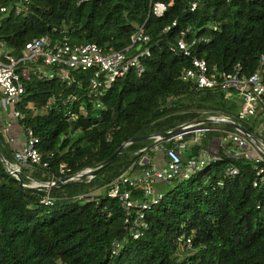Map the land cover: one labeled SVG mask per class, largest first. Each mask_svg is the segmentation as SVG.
Masks as SVG:
<instances>
[{
  "label": "trees",
  "instance_id": "obj_1",
  "mask_svg": "<svg viewBox=\"0 0 264 264\" xmlns=\"http://www.w3.org/2000/svg\"><path fill=\"white\" fill-rule=\"evenodd\" d=\"M15 1L0 0V5ZM157 1L167 5L162 16L152 11ZM194 2L197 8L192 10ZM28 5L21 15L13 11L0 21L2 47L17 57L28 41L47 35L55 41L67 37L73 45L93 42L105 53L126 50L132 55L140 51L132 37L141 26L151 36V54L142 58L144 73L131 69L118 78L101 97L100 108L88 94L90 69L71 70L68 81L35 72L26 80L18 106L25 114L21 124L39 137L47 166L23 168L22 185L0 158V264H264V157L256 167L235 157L236 147L222 151L221 159L191 179L173 181L162 201L147 212L149 228L137 239L125 229L118 198H79L91 196L138 163L144 154L140 150L154 142L151 135L194 120L231 116L264 141V126L258 130L262 112L240 117L235 92L224 97L219 88L200 89L182 77L193 57L205 58L212 71L221 73L237 63L242 76L261 68L264 0H30ZM183 32L190 43L196 40L191 55L172 50ZM75 92L80 99L72 109L79 116L68 120L64 101ZM51 99L56 102L48 106ZM81 104L85 113H80ZM221 134L210 132L205 146ZM133 137L143 138L123 147L94 177L52 190V205L41 202L44 189L26 186L59 176L62 163L73 172L97 167ZM16 149L0 126V151L11 164L16 163ZM198 154L200 149L193 146L184 159ZM230 166L239 173L226 176ZM144 167L137 164L134 171ZM181 238H191V248L181 247ZM115 239L123 244L112 255Z\"/></svg>",
  "mask_w": 264,
  "mask_h": 264
},
{
  "label": "built area",
  "instance_id": "obj_2",
  "mask_svg": "<svg viewBox=\"0 0 264 264\" xmlns=\"http://www.w3.org/2000/svg\"><path fill=\"white\" fill-rule=\"evenodd\" d=\"M29 1L16 0L13 4L0 5V21L13 11L17 15H21L28 9ZM196 8L197 3L194 2L191 9L195 10ZM166 10L167 5L162 1L153 4L152 11L157 16H162ZM176 23L174 21L172 25H176ZM172 25L165 27L163 31H169ZM189 30L190 27L187 31ZM185 35L186 33L183 32V36L172 50L191 55V46L196 40L190 43L186 40ZM150 41L151 36L145 33L144 27H139L132 37V45H139L140 51L130 55L126 50L105 53L98 44L93 42L73 45L67 37L55 41L47 35L35 37L28 41L22 50V55L17 57L10 51L3 49L0 38V105L2 108L0 114L3 115L0 119V126L3 136L5 135L7 140L13 142L11 136L12 122L16 120L21 123L25 118V114L18 106L26 92V80H30L33 72L38 73L40 77L45 76L49 79L58 77L62 81H68L71 70H92L93 75L90 79L88 94L95 97L97 107L100 108L102 107L101 97L118 78L125 76L131 69H135L139 75L144 73L145 66L142 63V58L151 54V49L147 46ZM260 65L261 68L250 76H242L240 63H237L232 71L221 73L216 69L212 71L205 58L193 57L192 66L183 69L182 77L200 89L219 88L224 97L235 92L237 112L240 117L248 119L262 112L264 118V53L260 56ZM79 99V92H75L64 101L68 105L66 112L68 120L78 118L79 115L72 109V106ZM55 102L56 99H51L48 106ZM85 112V106L81 104L80 113ZM9 114L13 119L9 117ZM208 118L214 119L212 124L188 122L182 124L183 127L180 130L172 132L166 137L155 134L152 137L154 139L153 144L140 150L144 154L138 163H133L117 179L98 189L97 193H92L91 196L83 194L79 198L87 197L97 201L100 195L118 198L124 210L125 229H130V234L137 239L143 234L144 229L149 228L146 220L147 212L164 198L165 191L156 186L158 183L165 185L173 181L191 179L208 164L221 159L222 151H229L230 148L228 150L227 148L230 145L237 148L235 157L253 161L258 167L257 163L263 160L264 149L257 145L256 139L251 134L243 133L237 129L235 131L224 129L217 125H225L221 121H234L231 116L213 115ZM263 126L264 122L258 127V130L262 131ZM215 130L222 134L212 138L211 143L217 146V150L213 151L212 147L205 146L203 141L210 132ZM24 131L25 143L21 148L15 150L16 163H10L11 166L18 172H22L23 168L46 167L47 163L43 162L42 154L38 148L39 137L35 135L32 128H24ZM193 146L200 149V154L186 157L185 160L186 152L190 151ZM162 152H164L167 162L165 165L159 166L154 161L153 156L157 157ZM137 164L146 167L141 171H134ZM90 170L91 167H87L73 172L69 166L62 163L59 166V176L55 173L52 174L49 181L45 183L33 181L29 186L46 185L48 190H45L46 195L41 199V202L52 205L56 198L50 194L51 187L59 179L70 176L69 181L79 180L82 173ZM262 172L263 169L258 171L259 174ZM238 173L239 170L236 166H230L226 169L225 175L232 177ZM122 244L123 240L121 239L113 241L112 255L119 253ZM180 245L183 248H191V238H181Z\"/></svg>",
  "mask_w": 264,
  "mask_h": 264
},
{
  "label": "water",
  "instance_id": "obj_3",
  "mask_svg": "<svg viewBox=\"0 0 264 264\" xmlns=\"http://www.w3.org/2000/svg\"><path fill=\"white\" fill-rule=\"evenodd\" d=\"M214 121V119L212 118H205V119H202V120H194L192 121V123H198V122H212ZM223 124L227 125V126H230L232 128H235L237 130H240L242 131L243 133H246V134H251L241 123H239L238 121H221ZM183 127V125H180L172 130H169L167 132H164V133H160L161 136L163 137H166L168 136L170 133L172 132H175V131H178L180 130L181 128ZM155 135V134H154ZM154 135H151L150 138H152ZM251 136L253 138L256 139V142H257V145H259L260 147H262L264 149V141L260 140L259 138L253 136L251 134ZM143 137H133L131 138L128 142H125L111 157H109L106 161H104L103 163H101L99 166L97 167H92L90 171L88 172H85V173H82L81 176H80V179H84V178H88V177H94L95 175L98 174V172L104 168L105 166L109 165L111 162H113L116 157L120 154L121 150L123 147H125L126 145H128L129 143H132L134 141H137L139 139H141ZM0 158L4 161V163H6L8 166H9V169H10V172L17 175V177L20 179L21 181V184H23V180H22V175L23 173L22 172H18L17 170L13 169V167L11 166V164L4 158L3 154L1 153L0 151ZM70 179V176H67V177H63L61 179H59L52 187H51V190H54L56 189L57 187H61L63 186L64 184H69L71 182H78L79 180H73V181H69ZM27 187H30V188H36V189H44V190H48V187L46 185H40L38 187H34V186H29V185H26Z\"/></svg>",
  "mask_w": 264,
  "mask_h": 264
},
{
  "label": "crops",
  "instance_id": "obj_4",
  "mask_svg": "<svg viewBox=\"0 0 264 264\" xmlns=\"http://www.w3.org/2000/svg\"><path fill=\"white\" fill-rule=\"evenodd\" d=\"M10 115V114H9ZM3 116V115H1ZM10 117V116H9ZM13 126L11 128V136L13 138V145L16 148H21L22 145L25 143V133H24V127L21 125L20 122L13 120ZM213 143H210L209 148H211L213 151L217 150V146L216 145H212ZM237 152V151H236ZM154 161L159 165V166H163L166 164L167 162V158L164 154V152L160 153L157 157L154 158Z\"/></svg>",
  "mask_w": 264,
  "mask_h": 264
},
{
  "label": "rangeland",
  "instance_id": "obj_5",
  "mask_svg": "<svg viewBox=\"0 0 264 264\" xmlns=\"http://www.w3.org/2000/svg\"><path fill=\"white\" fill-rule=\"evenodd\" d=\"M9 116H10L11 119H13V118L11 117V115H9ZM230 146H231V145H230ZM230 146H228L227 150L230 148ZM229 151H231V149H229ZM229 151H227V152H229ZM174 185H175V182H172V183H170V184H169V183H166L165 185L162 184V183H158L156 186L159 187V188H161V189H164V191H166L167 189L173 187ZM94 193H97V192L95 191Z\"/></svg>",
  "mask_w": 264,
  "mask_h": 264
}]
</instances>
